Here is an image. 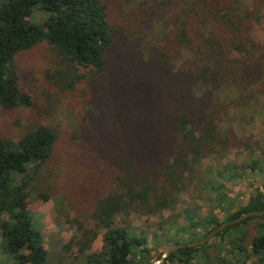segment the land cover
<instances>
[{"label": "trees", "instance_id": "obj_1", "mask_svg": "<svg viewBox=\"0 0 264 264\" xmlns=\"http://www.w3.org/2000/svg\"><path fill=\"white\" fill-rule=\"evenodd\" d=\"M261 22L264 0H0L1 108L33 107L17 84L16 58L46 42L59 59L64 99L72 106L87 100L84 117L103 120L74 127L52 106L47 114L62 116L57 126L36 123L19 139L0 137L2 253L17 264L47 263L44 236L28 208L37 196L56 201L59 216L69 208L73 218L66 220L80 236L63 247L85 257L78 264H151L147 239L127 219L131 213L161 214L191 190L214 193L226 210L228 183L244 179L246 170L264 178L263 151L245 166L202 170L209 155L255 151L250 140L223 128L220 116L234 99L253 98L264 86V46L252 36ZM75 140L73 155L63 158L62 143ZM78 162L97 172L79 175ZM58 179L70 191L55 200ZM231 210L223 219L211 213L192 220L187 243L264 211V191ZM253 222L256 235L246 246ZM102 229V249L90 253ZM169 263L264 264V216L228 226L204 246L175 251Z\"/></svg>", "mask_w": 264, "mask_h": 264}, {"label": "rangeland", "instance_id": "obj_2", "mask_svg": "<svg viewBox=\"0 0 264 264\" xmlns=\"http://www.w3.org/2000/svg\"><path fill=\"white\" fill-rule=\"evenodd\" d=\"M40 18L38 17L36 20L39 21L41 20ZM252 36L256 43L264 46V22L254 26ZM59 70L60 64L57 54L46 42H42L32 50L17 56L15 68L17 84L22 91L31 96L33 107L8 112L0 106L1 138L19 139L28 127L36 123L57 126L60 124L62 116L60 118L59 114L55 112L48 115L47 111L52 110V106L61 109L63 114L67 115L64 122L67 123L69 117L71 121L69 124L74 127L80 121H84L80 123L88 124V126L92 122L96 124L99 121H103L99 117L97 119L94 116L84 117L85 111L90 105L87 100L82 98V102L78 106H72L70 97L64 99L65 96L60 93L59 88ZM256 90L257 96L246 100L234 99L231 105L224 106L220 116L222 127L231 129L239 137L250 140V143L256 146L255 151L237 148L230 151L224 158L209 155L202 161V170L206 174L211 175L218 172V170L222 171L224 166L230 162L245 166L247 163L257 159L260 152H264V86ZM162 139L168 141L166 138ZM77 142L79 141L75 140L73 144L69 141L62 143L60 154L63 158H70L73 155L71 154V149L75 151L76 144H79ZM82 167L78 162L74 167V171L78 172L79 175L84 173L87 176L97 172ZM67 174H69L68 171ZM263 182V177L252 176L250 171L246 170L244 179L228 183L227 190L230 193L231 201L223 206L226 210H222L218 206L214 193L207 192V190H191L180 196L179 202L174 208L167 209L161 214L138 215L131 213L127 219L131 221L136 234L147 239V246L151 250V262H153L161 257L169 245L176 242L188 244L187 242L193 240L194 237H191L192 220L196 223L197 219L211 213H214L220 219L225 218L233 207L246 205L257 189L264 191V188H262ZM68 183H71L69 177ZM58 184L60 187L57 186L56 191H51V195L55 200L66 197L64 192L69 193L70 191L59 179ZM55 202L52 199L44 201L36 196L31 198L28 204L29 210L37 221V224H34V228L41 229L44 232V245L49 254L46 264H78L85 257L80 256L75 248L72 251H68L63 247L73 237L80 236L76 225L68 223L65 217L68 215V217L73 218V215L70 214L69 208L64 204L65 206L61 207V211L65 216H59L56 213ZM40 214L44 215V218L39 216ZM120 218L117 217L116 222H119ZM258 222H253L249 225L246 246L250 244L252 238L256 235V232L251 228ZM59 224H61V227ZM203 232L202 228L198 230L195 234L197 239L203 237ZM104 233L105 230L103 229L99 231V237L92 245L90 253L101 251ZM1 243L2 236L0 233V264H17L12 257L2 253ZM220 251V249L216 248L212 250V254L215 255ZM77 259L79 261H76Z\"/></svg>", "mask_w": 264, "mask_h": 264}, {"label": "water", "instance_id": "obj_3", "mask_svg": "<svg viewBox=\"0 0 264 264\" xmlns=\"http://www.w3.org/2000/svg\"><path fill=\"white\" fill-rule=\"evenodd\" d=\"M259 216H264V211L251 212V213H248V214H244L238 220L223 223L222 225H220L218 228H216L214 231L209 233L204 239H202L200 241L193 242V243H190V244H187V245H183V244H172V245H169L165 249V251L163 252L161 257L158 258L157 260L153 261L151 264H165L166 260L170 257V255L173 252L178 251L180 249H185V248H195V247H199V246H204L210 240H212L216 235H218L221 231H223L225 228H227L228 226L239 224L242 221H244V220H246V219H248L250 217H259Z\"/></svg>", "mask_w": 264, "mask_h": 264}, {"label": "crops", "instance_id": "obj_4", "mask_svg": "<svg viewBox=\"0 0 264 264\" xmlns=\"http://www.w3.org/2000/svg\"><path fill=\"white\" fill-rule=\"evenodd\" d=\"M39 216H41L42 218H44V215H42V214H40ZM34 224H37V221H36V219L34 218ZM38 226V225H37ZM38 230H40L41 232H42V234H43V236H44V232L41 230V229H38ZM44 242H45V237H44ZM44 246V249H46V247H45V245H43ZM47 250V249H46ZM48 251V250H47Z\"/></svg>", "mask_w": 264, "mask_h": 264}]
</instances>
